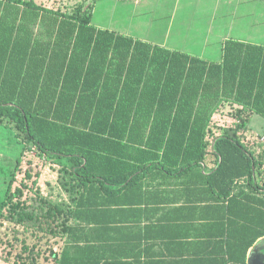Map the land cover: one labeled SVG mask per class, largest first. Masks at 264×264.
I'll return each instance as SVG.
<instances>
[{
	"label": "trees",
	"instance_id": "1",
	"mask_svg": "<svg viewBox=\"0 0 264 264\" xmlns=\"http://www.w3.org/2000/svg\"><path fill=\"white\" fill-rule=\"evenodd\" d=\"M92 11L0 0V126L44 159L72 165L78 184L76 204L65 210L39 193L27 204L28 186L13 191L10 182L0 243L19 246L14 264H129L107 253V224L141 204L147 175L204 165L211 169L203 182L226 203L229 263L247 264L264 237L261 147L236 130L213 136L211 127L226 109L240 130L264 119V45L230 39L222 61L206 62L97 28ZM235 223L243 229L236 238Z\"/></svg>",
	"mask_w": 264,
	"mask_h": 264
},
{
	"label": "crops",
	"instance_id": "2",
	"mask_svg": "<svg viewBox=\"0 0 264 264\" xmlns=\"http://www.w3.org/2000/svg\"><path fill=\"white\" fill-rule=\"evenodd\" d=\"M99 1H93L92 9L97 8ZM120 4L121 9H135L136 16H161L167 9H173L177 18L168 26L159 27L164 30L160 35L152 32L156 29L154 18L147 17L136 27L131 24L129 34L110 31L206 62L222 61L224 45L230 39L264 45V0H120ZM112 8L118 5L112 3L105 9ZM170 45L185 48L176 50ZM192 46L201 48L190 49ZM223 119L229 118L219 112L213 121L223 123ZM229 120L227 124L231 125L232 119ZM249 139L261 141L257 134H251ZM55 164L61 170L62 162ZM210 169L203 165L176 177L159 169L144 177L143 193L137 197L141 204L121 212L118 223L107 224L113 229L111 236L107 229L104 232L107 253L114 258L119 255L121 261L129 264H230L226 203L215 200L203 182ZM46 189L45 181L42 190ZM242 231L239 224L232 225L234 238L241 236ZM261 241L264 237L248 250L247 264ZM231 252L233 258H240L234 240Z\"/></svg>",
	"mask_w": 264,
	"mask_h": 264
},
{
	"label": "rangeland",
	"instance_id": "3",
	"mask_svg": "<svg viewBox=\"0 0 264 264\" xmlns=\"http://www.w3.org/2000/svg\"><path fill=\"white\" fill-rule=\"evenodd\" d=\"M39 5H43L47 8L60 10L63 12L71 13L78 5H83V8L87 13H91L92 5L94 0H33ZM117 4L118 8L105 9L110 4ZM120 0H100L97 4V8L94 10L93 23L97 27H101L109 30H116L123 34H129L127 29L131 24L134 27L137 26L139 21H142L145 17L147 19L154 18V26L156 27L155 33L157 35L163 34L164 30L159 29V27H165L171 24L176 14H174L173 9H167L165 13L161 16H154L153 14L138 15L136 16L135 9H121ZM84 10V9H83ZM141 12L144 9H140ZM145 24V23H144ZM150 25V24H149ZM158 27V28H157ZM175 32V31H174ZM169 48H174L178 50H183V46L177 47L175 45H170ZM190 49L199 50L201 47H189ZM229 109L224 112L225 118H231V125L227 124L228 121L223 119L222 122H215L212 124L211 133L214 136L215 132L222 134L224 130L231 129L236 130L237 134H242L245 142L250 143L252 148H259L260 155L263 156L264 160V141L262 139L264 136V119L260 116H256L252 125L249 123L247 128L241 127L240 130L237 126V121L235 117L230 116ZM236 114V112H233ZM221 116V114H219ZM237 115V114H236ZM234 118V120H233ZM251 134L259 137L261 141L254 142L256 140H247V137ZM25 143L21 136H18L14 130L0 126V199L5 197L7 187L10 182L13 183V191L19 188L25 183L28 188L24 189V200L27 204L32 202L37 193L43 195L44 197L50 199L54 203L59 204L65 210H69L76 204L78 184L70 173L69 163L66 161L62 162L61 170H59L58 164L52 163L40 156L36 148L28 143ZM24 145V146H23ZM24 147V148H23ZM23 150L25 152H23ZM18 159H20V164L18 166ZM18 166V167H17ZM18 168V169H17ZM60 171V174H59ZM29 172L32 175V179L26 178V173ZM36 183L34 184V182ZM46 181L48 189L42 190V184ZM57 181V182H56ZM19 247V246H18ZM18 247L12 249L8 247L5 243H0V264H14L17 259V253L19 252ZM64 247V242L60 239L58 244L54 246L55 251L61 253ZM49 264H53L50 262Z\"/></svg>",
	"mask_w": 264,
	"mask_h": 264
},
{
	"label": "water",
	"instance_id": "4",
	"mask_svg": "<svg viewBox=\"0 0 264 264\" xmlns=\"http://www.w3.org/2000/svg\"><path fill=\"white\" fill-rule=\"evenodd\" d=\"M248 264H264V241L259 242L251 252Z\"/></svg>",
	"mask_w": 264,
	"mask_h": 264
},
{
	"label": "built area",
	"instance_id": "5",
	"mask_svg": "<svg viewBox=\"0 0 264 264\" xmlns=\"http://www.w3.org/2000/svg\"><path fill=\"white\" fill-rule=\"evenodd\" d=\"M250 140V139H249Z\"/></svg>",
	"mask_w": 264,
	"mask_h": 264
}]
</instances>
